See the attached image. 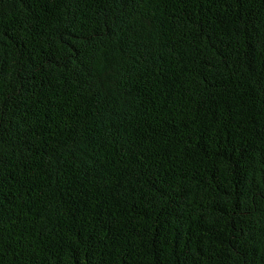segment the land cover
<instances>
[{"label":"trees","instance_id":"obj_1","mask_svg":"<svg viewBox=\"0 0 264 264\" xmlns=\"http://www.w3.org/2000/svg\"><path fill=\"white\" fill-rule=\"evenodd\" d=\"M0 264H264V0H0Z\"/></svg>","mask_w":264,"mask_h":264}]
</instances>
